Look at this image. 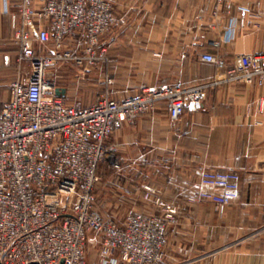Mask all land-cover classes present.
Returning a JSON list of instances; mask_svg holds the SVG:
<instances>
[{
    "label": "built area",
    "instance_id": "2783aa9c",
    "mask_svg": "<svg viewBox=\"0 0 264 264\" xmlns=\"http://www.w3.org/2000/svg\"><path fill=\"white\" fill-rule=\"evenodd\" d=\"M6 13L20 73L8 99H0V264H87L91 245L99 264H162L177 212L152 187L144 198L161 214H132L119 225L95 208L100 166L122 168L107 141L158 105L176 122L185 111H202L209 91L225 84L264 88V55L227 61L206 53L202 61L217 68L214 78L145 87L118 100L103 70L110 56L102 41L117 23L115 0H14ZM68 67L80 77L100 73L104 90L93 104L80 106L63 94L57 79ZM240 181L236 172L205 170L188 203L210 202L223 214L239 197Z\"/></svg>",
    "mask_w": 264,
    "mask_h": 264
},
{
    "label": "crops",
    "instance_id": "0c3cea01",
    "mask_svg": "<svg viewBox=\"0 0 264 264\" xmlns=\"http://www.w3.org/2000/svg\"><path fill=\"white\" fill-rule=\"evenodd\" d=\"M13 2L0 0L2 63L12 48L6 6ZM115 11L117 23L102 41L113 60L105 72L114 79L110 91L118 100L145 87L214 78L217 68L202 61L206 53L227 61L264 55V0H115ZM107 144L124 168L105 163L99 173L106 164L113 169L121 202L161 214L153 199L144 198L149 186L168 205L189 209L185 214L198 224L183 233L189 243L174 244L167 232L162 264H264V88L225 84L209 91L202 111H185L176 122L166 105H158L123 124ZM205 170L241 176L239 197L223 214L210 202L188 203ZM91 246L87 263L99 264Z\"/></svg>",
    "mask_w": 264,
    "mask_h": 264
},
{
    "label": "rangeland",
    "instance_id": "374dc122",
    "mask_svg": "<svg viewBox=\"0 0 264 264\" xmlns=\"http://www.w3.org/2000/svg\"><path fill=\"white\" fill-rule=\"evenodd\" d=\"M11 43L12 48L11 52L9 53L10 56H7L10 57V61L7 63L5 57L3 58V63L2 60L0 62L1 100L8 97L10 84L14 79L17 78L18 74L20 73L19 65L17 63V49L15 44L13 43V40ZM112 65L113 60L110 58V63L103 67V70L104 68L106 69L112 67ZM24 69L25 67L23 66V69L21 71H24ZM60 71L63 78H58L57 83L60 87L67 89V94L65 91L63 94H65L72 103L80 106H89L101 96L104 90V85L100 73L94 71L89 76L80 77L78 76L79 70L76 67L63 68ZM74 72H76V74ZM123 168L124 166H122L121 169ZM99 174L101 179L95 189V208L105 218L114 220L117 223H123L129 214L135 212L142 213L148 210L146 208L137 207V205L133 203H123L120 201L121 197H119L116 190L117 186L119 185L117 181L119 177L113 176L114 171L113 169L109 168L108 164L101 168ZM125 198L128 199L129 196H125ZM175 208L177 213L174 216V219L168 224L167 232L170 235L172 243L177 244L179 241L189 243L184 239L186 236H184L183 233L186 231H191L198 224L195 221L188 219L191 215L185 214V212H188L189 209L178 207ZM179 235H182L183 238L181 237L178 239ZM91 247H93L95 251L98 250V247H95L94 245H92Z\"/></svg>",
    "mask_w": 264,
    "mask_h": 264
},
{
    "label": "trees",
    "instance_id": "16d2710c",
    "mask_svg": "<svg viewBox=\"0 0 264 264\" xmlns=\"http://www.w3.org/2000/svg\"><path fill=\"white\" fill-rule=\"evenodd\" d=\"M8 95H9V94H8ZM7 98H8V97H7ZM7 98H6V99H7Z\"/></svg>",
    "mask_w": 264,
    "mask_h": 264
}]
</instances>
